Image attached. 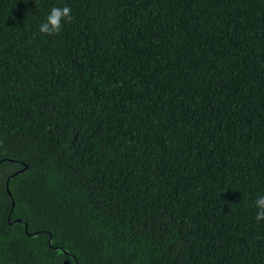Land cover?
<instances>
[{
	"label": "trees",
	"instance_id": "obj_1",
	"mask_svg": "<svg viewBox=\"0 0 264 264\" xmlns=\"http://www.w3.org/2000/svg\"><path fill=\"white\" fill-rule=\"evenodd\" d=\"M260 196L264 0H0V264H264Z\"/></svg>",
	"mask_w": 264,
	"mask_h": 264
},
{
	"label": "clouds",
	"instance_id": "obj_2",
	"mask_svg": "<svg viewBox=\"0 0 264 264\" xmlns=\"http://www.w3.org/2000/svg\"><path fill=\"white\" fill-rule=\"evenodd\" d=\"M71 12L72 9L68 6L53 7L46 21L39 25V32L47 35L58 34L62 28V20L71 22ZM255 206L258 209L255 219L258 222L264 220V196H260L256 199Z\"/></svg>",
	"mask_w": 264,
	"mask_h": 264
},
{
	"label": "water",
	"instance_id": "obj_3",
	"mask_svg": "<svg viewBox=\"0 0 264 264\" xmlns=\"http://www.w3.org/2000/svg\"><path fill=\"white\" fill-rule=\"evenodd\" d=\"M25 168H26V166H25ZM7 189H8V180H7ZM8 192H9V189H8ZM10 193V192H9ZM14 206V202H12V207ZM11 211H12V209H11ZM20 221V220H19Z\"/></svg>",
	"mask_w": 264,
	"mask_h": 264
}]
</instances>
